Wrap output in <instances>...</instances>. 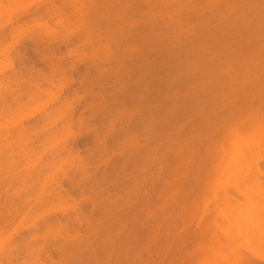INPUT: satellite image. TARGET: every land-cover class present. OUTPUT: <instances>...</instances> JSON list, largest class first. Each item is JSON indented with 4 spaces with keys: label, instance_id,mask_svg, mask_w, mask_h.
I'll return each mask as SVG.
<instances>
[{
    "label": "bare ground",
    "instance_id": "obj_1",
    "mask_svg": "<svg viewBox=\"0 0 264 264\" xmlns=\"http://www.w3.org/2000/svg\"><path fill=\"white\" fill-rule=\"evenodd\" d=\"M12 1H20L21 4L30 2L22 10L32 5H48L39 17L41 22L25 26L23 34L33 33L34 28H37L44 36H51L52 40H77L79 45L92 49L94 42L99 39L100 30L114 26L109 23L101 27L96 23L99 19L110 18L115 10L141 7L138 0H122L116 5L112 0ZM165 1L170 0H152L151 5L156 9L163 6ZM175 1L174 71L184 75L182 83H190L196 73L199 79L207 81L193 93L187 91L179 94L169 107L151 111L153 115L160 116L175 113L178 116L174 121L175 126H172L171 132L159 135L150 146L144 148L145 158L133 160L134 165L141 167L142 173L137 188L136 184L127 188V211L115 218L111 227L100 221L88 223L89 239L82 247L77 245L70 250L71 264H127L133 260L139 247L146 252L147 261L159 259L165 264H264V256L252 250L257 246L264 251V231L255 233L256 228L264 230V207L249 214L247 221L229 219L226 215L252 205L253 200L264 199V0ZM20 3L18 4L21 5ZM206 8H214L216 11L206 16ZM227 9L233 16L228 15ZM18 11L21 10L12 6L2 9L0 16L4 20L3 24L12 26L14 15ZM169 12L167 10L165 13L171 17L172 13ZM188 28L191 30L190 36H186ZM160 29L156 25L145 26L132 34L137 37L143 35L151 41L152 37L161 33ZM200 41H207L204 42L206 47L201 46ZM158 42L163 43L164 39L160 37ZM100 57L91 62L94 76L96 80L101 77L106 79L107 84L100 85V88L109 89L115 85L110 80L127 74V70L120 65L104 69L111 61L103 54ZM81 61L87 60L83 57ZM25 62L34 61L26 58ZM159 65L170 69L166 60L144 64L141 69H152ZM61 78L60 82L50 77L45 78L48 88L43 89V93L52 101V107H56L55 113L49 114L56 118L48 122V125H56L57 121L61 125L59 131L56 129L52 134L50 132L53 138H49L47 146L43 145L40 153L30 148L26 142L28 138L19 129V123L29 116L20 118L18 126H8L6 122H2L13 111L10 107L9 110L6 108V103V109L0 106V133L17 129L13 140L22 155L23 173L28 175L29 180L31 177H37L38 181L40 179L38 187L41 191L48 177L66 178L65 165L73 163L67 155L60 159L67 138L76 136L75 132L64 126L66 112L72 106L66 105L60 93L73 80L70 77ZM88 78L89 74H86L80 84ZM38 90L42 91V87ZM84 98L85 95H82L74 101L78 104ZM36 99L31 98V104ZM204 99H207V103L202 102ZM165 126L163 123L153 129L152 135L163 133ZM0 141L4 143L6 139L0 136ZM231 142L235 146L231 150V158H228L227 145ZM240 142L244 144L236 146ZM162 145L165 147L159 153ZM170 147H173V151ZM253 151L255 154H250ZM48 152L52 153V161L47 160V165L42 166L41 154ZM239 152L242 153L241 157ZM235 155L239 159L247 158L249 162L233 174L234 181L227 189L219 180L227 173ZM178 169L180 171L176 172ZM97 189L91 190V196H86L88 200L96 197ZM34 194L32 192L21 204L25 209L33 202L47 209L46 216L72 212L78 224L88 222L76 200L41 203L39 194ZM198 212L200 221L197 222L196 231L193 229V222ZM159 213L162 214L161 220H158ZM168 215L173 217L170 224L164 218ZM121 223L124 224L125 235L114 243L112 235ZM50 236L51 234H46L43 239ZM56 237L70 236L67 232H59L57 236H53ZM239 240L244 242L236 245ZM92 242L96 243L93 250L90 249ZM28 249L25 250L27 257L23 256L20 264H35V261L37 264H45L39 259V254L35 255L31 248ZM241 250L245 253H241ZM107 253H110V259L104 263ZM1 254L7 262L16 260L9 252Z\"/></svg>",
    "mask_w": 264,
    "mask_h": 264
},
{
    "label": "rangeland",
    "instance_id": "obj_2",
    "mask_svg": "<svg viewBox=\"0 0 264 264\" xmlns=\"http://www.w3.org/2000/svg\"><path fill=\"white\" fill-rule=\"evenodd\" d=\"M112 1L115 5L123 2ZM138 1L141 7L115 10L110 18L99 19L96 22L101 27L109 23L114 26L100 30L99 39L94 42L92 49L79 45L77 40L71 42L52 40L51 36H44L37 28H34L33 33L23 34L25 26L30 27L41 22L39 17L46 11L48 5H32L22 10L30 2L21 4L20 1L0 0V11L9 6L21 10L14 15L12 26L3 24L4 20L0 16V106L2 105L3 109L10 107L13 111L2 123L6 122L8 126L17 125L20 118L29 116L19 123V129L28 138L26 142L30 148L40 153L43 145L47 146L49 138L51 139L50 132L52 134L56 129L59 131L61 125L59 121L56 125H48V122L56 118L49 115L56 107H52V101L43 93V89L48 88L45 78L50 77L60 82L64 76L73 80L68 88L60 92L66 105L72 106L71 110L66 112L64 126L76 133L75 138H67L61 152L60 159L66 158L67 155L69 160L73 161L72 165H65L66 178L48 177L42 191L38 187V184H41L40 179L38 181L37 177L30 176L29 180L28 175L23 173L22 155L13 140L17 129L0 133V136L6 139L4 143L0 141V264H7L10 261L12 262L9 264H20L23 258L27 257L28 248H31L35 255L39 254V259L45 264H71L70 250L77 245L82 247L89 239L88 223L95 224L100 221L111 227L115 218L127 211L129 206L127 188L134 184L137 188L142 173L141 167L134 165L133 160L140 161L145 158L144 148L150 146L159 135L171 132L172 126H175L174 121L178 118L175 113L169 112L166 116H160L153 115L151 111L169 107L179 94L187 91L193 93L207 81L199 79L196 73L193 74L190 83H182L184 75L174 71L176 18L173 12L177 8V2L165 1L163 6L154 9L151 5L152 0ZM167 10L172 13L171 17L165 13ZM205 10L206 16L216 11L214 8ZM228 15L233 16L229 10ZM153 25L160 27L161 33L155 36L153 34L151 41L143 35L137 37L132 34L138 28ZM189 28L186 36L191 34ZM160 37L164 39L163 43L158 42ZM204 42L200 41V45L206 47ZM197 52L198 50L195 51ZM101 54L111 61L104 69L120 65L127 70V74L110 80L115 85L109 89L100 88V85L105 86L107 81L102 77L95 79V71L91 64ZM83 57L86 62L81 61ZM26 58H31L34 62L27 63ZM164 60L170 67L169 70L160 65L152 69H141L144 64ZM86 74H89V78L80 84ZM41 87L42 91L38 90ZM82 95H85V98L78 104L75 103L74 99L78 100ZM31 98H37L34 104H31ZM72 100L74 102L70 103ZM202 102L207 103V99ZM163 123L166 130L152 135V130ZM242 144L244 143L240 142L236 146ZM234 146L233 142L227 145L228 158H231ZM164 147L165 145H162L159 148V153L163 152ZM169 149L173 151V147ZM50 153L41 154L42 166L47 165V160L52 161ZM238 154L241 157L242 153ZM250 154H255V151ZM248 162L247 158L239 159L235 155L231 159L232 164L227 173L220 177L219 182L224 183L229 189L234 181L233 174L243 169ZM102 176L104 178H101ZM96 188H98L96 197L88 200L91 190ZM32 192L34 195L39 194L41 203L76 200L88 222L78 224L72 212L46 216L47 209L33 202L25 209L21 204ZM260 207H264V199L253 200L252 205L226 215L229 219L247 221L249 214H253ZM158 215V220H161L162 214ZM164 218L170 224L173 217L168 215ZM199 221L200 212L196 214L193 222V229L196 231ZM240 227L242 228V225ZM263 231L256 228L255 233ZM59 232L63 234L67 232L70 237L53 238ZM124 232V224L117 225L112 235L113 242L116 243L123 237ZM46 234L51 236L45 240L43 237ZM243 242L244 240H239L236 245ZM95 247L96 243L92 242L90 249L93 250ZM152 250L155 251L154 248ZM252 250L264 256V251L260 247L255 246ZM2 252H9L16 260L5 261ZM241 253L245 252L241 250ZM109 256L110 253L105 255L104 263L108 262ZM146 257L144 249L139 247L133 260L127 264H165L159 259L147 261ZM34 263L37 264V261Z\"/></svg>",
    "mask_w": 264,
    "mask_h": 264
}]
</instances>
